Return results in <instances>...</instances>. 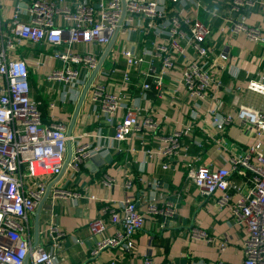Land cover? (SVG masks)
Wrapping results in <instances>:
<instances>
[{
  "label": "crops",
  "instance_id": "1",
  "mask_svg": "<svg viewBox=\"0 0 264 264\" xmlns=\"http://www.w3.org/2000/svg\"><path fill=\"white\" fill-rule=\"evenodd\" d=\"M46 1L72 8L82 0H63V3L61 0ZM165 1L169 11L172 10L169 0ZM200 1L202 7L192 15H196L212 30L207 44L212 51L211 61L218 83V87L204 101L192 99L188 95L182 70L164 75L159 87L156 77L160 75L161 64L152 55L145 58L146 62L140 68L131 71L132 85L125 84L124 73L128 67L124 51L130 49L136 56H142L145 50L153 51L152 43L156 39L151 32L148 35L141 34L138 20L128 27L126 34L117 35L112 49L106 55L86 95L72 137L76 139V136L87 133L91 137L84 139V142L93 147L103 146L101 157H111V160L92 169L84 163L79 173L68 165L56 186L77 193L79 197L62 201L50 196L39 218L38 245L62 255L64 261L59 264H139L146 258H151L154 264H242L245 260L243 243L248 234L244 227L235 223L233 204L221 207L219 196L201 198L189 181L188 172L190 167L201 165L212 169H231L232 159L242 156L254 144V138L241 123L234 122L219 130L213 121L228 116L234 118L241 106L264 108L263 98L249 92L246 87L250 80L264 74V49L242 35L220 32L224 25H231L240 16L232 12V0ZM249 1L255 6L244 11L248 25L263 28L264 31V0ZM32 2L0 0V51L16 11L20 10L21 20L27 22V12ZM91 2L97 9L100 8L99 0ZM142 22L147 26L148 21ZM164 38L168 40V34ZM183 44H186V40ZM109 46H78L74 51H92L97 55L99 66ZM54 50L53 46L47 44L26 42L18 46L11 57L29 64L31 96L40 102L44 123L57 119L66 125L68 134L84 89L95 70L91 75L84 72L82 78L85 85L79 91L77 100L66 101L63 99V86L47 80L54 69L62 67V63L53 56ZM189 54L195 55L192 49H189ZM222 54H227L228 60L222 61ZM232 68L237 71L236 76L232 74ZM145 84L150 86L148 91L142 88ZM97 85H104L108 92H118L127 97V105L139 109L140 119L151 118L158 129L133 135L121 144L115 142L114 127L107 125L97 105L91 102V95ZM51 102H55V107L50 106ZM191 129L188 135L180 138L183 150L179 156L165 160L158 155L164 147V138ZM71 145L73 154L77 141L74 140ZM68 155L67 149L66 162ZM107 177L113 180L112 188L103 184ZM231 179L232 184H242L249 189L253 187L250 174L235 172ZM128 180L132 184L129 189L126 188ZM151 199L172 207L173 217L168 219L167 225L162 218H149L143 229L134 236V250H107L91 258L94 241L89 225L92 221H108L113 205L125 201L134 202L139 211L145 212L146 204ZM55 227L65 234L60 240L62 248L59 251L54 247L55 234L51 233ZM26 228L34 246L35 215L30 217ZM120 229V226L111 225L107 234L113 235ZM194 231L205 234L206 238L194 239Z\"/></svg>",
  "mask_w": 264,
  "mask_h": 264
},
{
  "label": "built area",
  "instance_id": "2",
  "mask_svg": "<svg viewBox=\"0 0 264 264\" xmlns=\"http://www.w3.org/2000/svg\"><path fill=\"white\" fill-rule=\"evenodd\" d=\"M169 2L170 11L165 0H99V9L91 0H82L72 8L60 7L46 0H33L27 12L29 19L24 23L21 11H16L0 51V264H59L64 261L58 252L48 251L42 245L32 249L34 246L26 225L50 186L49 197L55 200L69 201L79 197L77 193L56 186L63 175L69 141H77L69 163L76 173L84 163L101 156L104 151L103 146L93 147L84 142L91 137L87 133L76 136V139L68 137L66 125L57 119L44 123L40 102L31 96L29 64L11 57L14 51L26 42L53 46V56L62 63V67L54 69L47 80L63 86L64 100L76 101L85 85L84 72L91 75L98 67V59L92 51L78 53L74 48L107 47L115 35L126 34L128 27L138 20L141 34L151 32L156 39L152 43L153 51L145 50L142 56H136L130 49L124 51L128 67L124 73L125 84L132 85L131 71L140 68L146 62L145 58L152 55L161 64L160 75L156 77L159 87L164 75L182 70L188 95L204 101L218 87L211 61L212 51L207 44L212 30L192 15L202 7L200 0ZM254 6L249 0H232L231 10L240 16L231 25H224L220 32L242 35L264 49L263 28L249 26L244 15L245 9ZM142 21H148L147 26ZM167 34L168 40L164 38ZM185 40L186 44H183ZM189 49L194 51V56L189 54ZM220 58L226 61L229 57L222 54ZM231 72L237 75L234 68ZM246 87L264 100V74L250 80ZM142 88L148 91L150 86L145 84ZM91 102L97 105L107 125L114 127V141L118 144L130 140L133 135L158 129L151 118L140 119L139 109L128 106L127 97L118 92H108L104 85H97ZM50 106L55 107V102ZM234 122L245 126L254 138V144L242 156L232 159L231 169H212L202 165L190 167L188 179L201 198L219 196L221 207L233 204V219L248 234L243 243L245 260L242 264H264V108L241 106L234 118L215 119L213 125L223 130ZM191 131H179L164 138V147L158 155L165 160L179 156L183 150L180 138ZM235 172L250 174L253 187L249 189L242 184H232L231 177ZM103 184L112 188L113 180L107 177ZM131 185L128 180L126 188ZM173 213L171 206L167 207L156 199L147 202L145 212L139 211L131 201L113 205L108 221L96 219L89 225L94 241L91 258L107 250H134V236L143 229L146 220L159 217L167 225ZM111 225L121 229L109 235L107 232ZM51 233L55 234L54 247L59 251L62 248L60 240L65 234L57 227L51 229ZM193 238L205 239L206 235L194 231ZM139 264L154 262L146 258Z\"/></svg>",
  "mask_w": 264,
  "mask_h": 264
},
{
  "label": "water",
  "instance_id": "3",
  "mask_svg": "<svg viewBox=\"0 0 264 264\" xmlns=\"http://www.w3.org/2000/svg\"><path fill=\"white\" fill-rule=\"evenodd\" d=\"M116 37H117V35H115V37L113 38L110 46L108 47L109 48L108 51L104 55L103 60L99 63L98 68L94 71V73L92 74V76L90 78V81L88 82V84L86 85V87L84 89V92H83L82 97H81V99L79 101L78 107L76 109L75 115L73 117L72 123L70 125V129L68 131V137H72V132H73V129L75 127L76 121H78L77 118H78V116L80 114V111L82 109L83 103H85L84 101H85L86 95H87V93H88V91H89V89H90V87L92 85L93 80L97 76V74L99 72V69L102 67V64H103V62L105 60L106 55L112 49L113 44L115 43ZM68 151H69V155H68L69 157L67 159V162H66V165H65L64 169L69 165V163L71 161V158L73 157L72 156L71 141L68 142ZM110 160H111V157L103 159V157H101V156H95L92 159H90L89 161H87L86 164L89 166L90 169H92L93 166L104 165L105 163L110 162ZM50 190H51V186L48 188V191H47L48 193L46 194L45 198L43 199V201L39 205L38 209L36 210L37 211L36 214H35V217H36V243L34 244V247L32 249H35L37 247V245H38L39 218H40L41 211H43L42 208H43L45 202L47 201V199L49 197V193H51Z\"/></svg>",
  "mask_w": 264,
  "mask_h": 264
}]
</instances>
